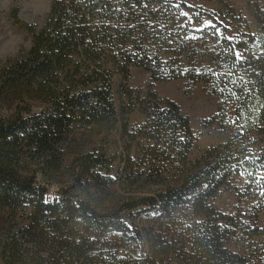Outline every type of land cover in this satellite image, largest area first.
<instances>
[{
  "label": "trees",
  "instance_id": "16d2710c",
  "mask_svg": "<svg viewBox=\"0 0 264 264\" xmlns=\"http://www.w3.org/2000/svg\"><path fill=\"white\" fill-rule=\"evenodd\" d=\"M232 11L52 0L41 25L13 12L32 45L0 59V264H264V10L256 26ZM133 67L203 84L218 98L203 125L227 138L202 147L175 100L130 84ZM115 185L105 208L90 195ZM229 187L243 202L230 213L213 203Z\"/></svg>",
  "mask_w": 264,
  "mask_h": 264
},
{
  "label": "rangeland",
  "instance_id": "374dc122",
  "mask_svg": "<svg viewBox=\"0 0 264 264\" xmlns=\"http://www.w3.org/2000/svg\"><path fill=\"white\" fill-rule=\"evenodd\" d=\"M52 0H0V59L3 61L8 58L20 57L21 52L28 50L31 45L30 34L22 27L18 26L13 19V12H19V17L28 23L41 25L48 12ZM192 5H200L212 10H233L236 15L248 20L252 25H257L255 20L256 5L264 10V0H187ZM226 12V11H225ZM213 23L205 20V25ZM236 23L232 27L235 28ZM130 84L135 88L147 90L150 86L158 95L175 100L182 111L188 115L191 126L199 138L198 142L202 147L210 146L222 142L227 138L218 126L206 127L202 120L212 116L218 110V98L209 95L203 89V84L198 83L190 89L184 79L172 80L168 82H154L149 80V74L141 67H133L131 72ZM233 115V109H232ZM139 121L140 117H132V121ZM85 140V138H83ZM96 142L95 138H91ZM93 142V141H91ZM111 195L91 192V196L101 201L103 208L124 195L122 189L115 185L110 191ZM99 201H97L98 203ZM213 203L224 212H235L241 205L236 193L231 188H224L217 193ZM243 209H247L245 204ZM244 220L248 221L247 218ZM251 222V221H250ZM260 224H264V212L260 216ZM253 225V222L251 223ZM228 247L235 251L240 250L239 245L231 242ZM253 252V249L251 250Z\"/></svg>",
  "mask_w": 264,
  "mask_h": 264
}]
</instances>
